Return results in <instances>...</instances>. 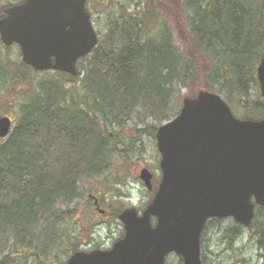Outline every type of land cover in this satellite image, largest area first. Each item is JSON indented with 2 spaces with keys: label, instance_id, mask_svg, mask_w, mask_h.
<instances>
[{
  "label": "trees",
  "instance_id": "obj_1",
  "mask_svg": "<svg viewBox=\"0 0 264 264\" xmlns=\"http://www.w3.org/2000/svg\"><path fill=\"white\" fill-rule=\"evenodd\" d=\"M153 1L174 15L180 10L174 18L176 26L181 17L186 22V29H178L182 48L168 27L153 26L154 15L148 20L122 16L108 42H99L79 61L77 77L53 72L61 79L35 84L27 74L47 72H34L22 60L6 68L14 82L29 84V93L18 101L9 136L0 139V264H51L63 237L59 207L67 206L64 215L72 216L69 205L82 194L80 183L108 174L127 119L140 116L158 124L171 119L185 88L191 97L200 90L220 93L229 104L240 96L242 118L264 116L263 98L252 105L247 99L264 56V0ZM78 81L84 90L75 97L65 86ZM256 213L251 226L260 217L256 231L262 245L264 206ZM240 229L233 220L227 243ZM72 247L60 264L80 250Z\"/></svg>",
  "mask_w": 264,
  "mask_h": 264
},
{
  "label": "water",
  "instance_id": "obj_2",
  "mask_svg": "<svg viewBox=\"0 0 264 264\" xmlns=\"http://www.w3.org/2000/svg\"><path fill=\"white\" fill-rule=\"evenodd\" d=\"M86 0H25L0 19L4 45L18 44L22 60L37 71L77 74V61L98 36ZM264 98V56L257 67ZM11 119L0 118V138ZM161 180L143 212L118 215L125 234L109 249L73 253L65 264H164L170 253L184 264H202L200 239L211 218L233 217L247 226L264 206V118L241 120L217 93L185 97L179 113L156 132ZM152 189V173L139 174ZM98 204V200H95ZM152 219L155 222H152Z\"/></svg>",
  "mask_w": 264,
  "mask_h": 264
},
{
  "label": "rangeland",
  "instance_id": "obj_3",
  "mask_svg": "<svg viewBox=\"0 0 264 264\" xmlns=\"http://www.w3.org/2000/svg\"><path fill=\"white\" fill-rule=\"evenodd\" d=\"M15 1L0 0V11ZM176 1L178 5H181L183 0ZM86 7L91 13V20L99 35L100 43L108 42V35L112 36L113 31L120 29L122 16L148 20L154 15L153 26L161 24L162 27H168L173 32L178 47L182 48L178 39V29H186V22L181 17L179 25L176 26L174 16L180 13L179 9L174 15L172 11L169 12L168 7L155 3L153 0H87ZM20 61L19 47L13 45L6 48L0 41V117H10L14 125L19 114L18 101L20 103L21 100L26 99L29 84L19 80L14 82L10 72H6V68L16 67L15 65ZM80 69V62H78V72ZM82 76L81 71L80 77ZM52 77L61 79L52 71L36 75L33 72L27 74V79L35 84L43 78ZM63 82L65 85L66 81L63 80ZM66 88L75 97H78V93L84 90L80 81L67 82ZM250 88L247 99L252 105L254 100H260L262 97L260 98L258 93L260 92L259 84L254 83ZM181 94L190 96L186 88L182 89ZM243 101L244 99L240 96L230 100L234 114L238 117H245L240 104ZM159 125L154 119L148 118L143 121L140 116L127 119L120 133L121 141L117 146L118 156L114 159L113 167L109 169L108 174L101 173L80 183L82 194L76 197L72 207L69 205L72 216L64 215L63 210H67V206L66 208L59 207V213L63 218L59 223V234L63 237L58 242L62 245L59 244L61 247L57 249L58 253L54 254L56 258L54 257L51 264H60L61 260L66 257L67 250L73 248L72 246L81 250L111 247L123 234V226L117 219L116 211L118 214V211L128 206H135L142 211L146 207L161 178L160 154L155 138L156 128ZM142 168H147L153 175V191L148 190L139 178ZM95 198L98 199V206L95 204ZM232 221V218H225L207 225L201 240L203 264H264V256H262L264 255V243L260 245L259 231H256V228L260 230L257 225L260 224V217L252 226H241L237 237L227 243L224 236L227 229H230ZM63 238L65 245L62 242ZM177 257L171 254L167 262L178 264Z\"/></svg>",
  "mask_w": 264,
  "mask_h": 264
}]
</instances>
